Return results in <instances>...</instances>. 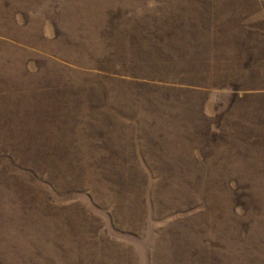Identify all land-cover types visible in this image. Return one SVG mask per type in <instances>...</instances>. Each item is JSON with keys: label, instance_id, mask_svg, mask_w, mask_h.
<instances>
[{"label": "rangeland", "instance_id": "obj_1", "mask_svg": "<svg viewBox=\"0 0 264 264\" xmlns=\"http://www.w3.org/2000/svg\"><path fill=\"white\" fill-rule=\"evenodd\" d=\"M0 264H264V0H0Z\"/></svg>", "mask_w": 264, "mask_h": 264}]
</instances>
